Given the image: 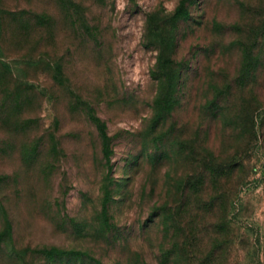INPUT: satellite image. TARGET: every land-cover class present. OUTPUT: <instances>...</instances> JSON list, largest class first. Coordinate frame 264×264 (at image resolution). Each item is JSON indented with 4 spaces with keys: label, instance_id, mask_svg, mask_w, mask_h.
Returning a JSON list of instances; mask_svg holds the SVG:
<instances>
[{
    "label": "rangeland",
    "instance_id": "374dc122",
    "mask_svg": "<svg viewBox=\"0 0 264 264\" xmlns=\"http://www.w3.org/2000/svg\"><path fill=\"white\" fill-rule=\"evenodd\" d=\"M0 264H264V0H0Z\"/></svg>",
    "mask_w": 264,
    "mask_h": 264
},
{
    "label": "trees",
    "instance_id": "16d2710c",
    "mask_svg": "<svg viewBox=\"0 0 264 264\" xmlns=\"http://www.w3.org/2000/svg\"><path fill=\"white\" fill-rule=\"evenodd\" d=\"M60 2H64V0H60ZM29 15V14H28ZM33 16H37V15H34L32 14ZM188 16L187 12L184 11V9H178L175 13V16L173 17L172 20H178V21H181L183 19H185L186 17ZM31 18V17H30ZM38 18V16L36 17ZM32 19V18H31ZM38 19H42V18H38ZM37 19V21H38ZM33 20V19H32ZM35 20V19H34ZM171 29V28H170ZM159 38V36H157ZM175 36H173L171 34V32H166V34L164 36H161L160 39L162 40V44H165L167 46H170L173 44V46L175 45ZM169 70L171 71L169 75H166L165 77L163 78H160V79H164L165 82H167L168 86L170 88H176V86L179 85V82H180V79H181V74H174L175 72H172L174 71L173 68H169ZM55 72H56V81L58 83H61V76H62V67L60 65H56L55 66ZM174 92L173 91H170L168 94H167V97L164 99V106L166 108H169L174 102H175V98H174Z\"/></svg>",
    "mask_w": 264,
    "mask_h": 264
}]
</instances>
